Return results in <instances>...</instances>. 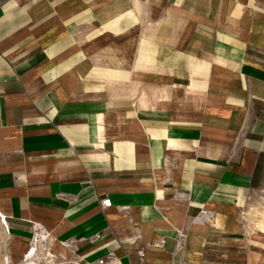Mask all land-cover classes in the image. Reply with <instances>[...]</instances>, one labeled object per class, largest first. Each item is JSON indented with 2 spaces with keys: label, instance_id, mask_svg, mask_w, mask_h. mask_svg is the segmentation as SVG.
I'll list each match as a JSON object with an SVG mask.
<instances>
[{
  "label": "crops",
  "instance_id": "0c3cea01",
  "mask_svg": "<svg viewBox=\"0 0 264 264\" xmlns=\"http://www.w3.org/2000/svg\"><path fill=\"white\" fill-rule=\"evenodd\" d=\"M1 215L0 264L34 224L72 264H264V0H0Z\"/></svg>",
  "mask_w": 264,
  "mask_h": 264
},
{
  "label": "built area",
  "instance_id": "2783aa9c",
  "mask_svg": "<svg viewBox=\"0 0 264 264\" xmlns=\"http://www.w3.org/2000/svg\"><path fill=\"white\" fill-rule=\"evenodd\" d=\"M100 203L102 206H109L111 204V198L109 196H104L101 198ZM209 216H210V212H208V210H206V209L201 210L200 218L202 217V219L207 220ZM0 218L3 222L4 228H7L4 217L1 215ZM182 236H183V233L181 234V237ZM53 240H54V238L47 231H44L43 228L41 227V225L34 224L33 225V235L30 239L29 248H28V251L26 252L25 256H28V255L33 256L34 255V253L38 250V242L39 243L44 242L43 244L46 247L45 252L48 253L49 246L51 245ZM163 242H164V238L162 237V238L157 239L154 242V244L162 245ZM63 243L67 246L71 245L70 244L71 242H69V241H64ZM103 260H104V258H99V262H103Z\"/></svg>",
  "mask_w": 264,
  "mask_h": 264
},
{
  "label": "rangeland",
  "instance_id": "374dc122",
  "mask_svg": "<svg viewBox=\"0 0 264 264\" xmlns=\"http://www.w3.org/2000/svg\"><path fill=\"white\" fill-rule=\"evenodd\" d=\"M42 244L44 242H41ZM38 242V250L34 253L33 256H26L25 258H22L19 263L17 264H72L73 262L70 260V258H63L61 256V253L59 252V249L57 250L54 247L53 249H49L48 253H46V247L44 244L42 245ZM51 258L53 260L52 263H49V259Z\"/></svg>",
  "mask_w": 264,
  "mask_h": 264
},
{
  "label": "bare ground",
  "instance_id": "6f19581e",
  "mask_svg": "<svg viewBox=\"0 0 264 264\" xmlns=\"http://www.w3.org/2000/svg\"><path fill=\"white\" fill-rule=\"evenodd\" d=\"M48 262H49V263H52V262H53V260H52V258H51V255H50V259H49Z\"/></svg>",
  "mask_w": 264,
  "mask_h": 264
}]
</instances>
